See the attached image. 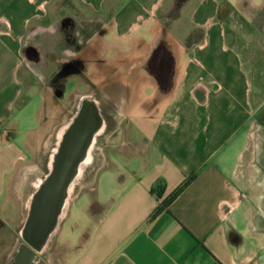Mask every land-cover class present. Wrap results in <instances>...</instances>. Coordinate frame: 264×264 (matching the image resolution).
I'll list each match as a JSON object with an SVG mask.
<instances>
[{
  "label": "crops",
  "instance_id": "0c3cea01",
  "mask_svg": "<svg viewBox=\"0 0 264 264\" xmlns=\"http://www.w3.org/2000/svg\"><path fill=\"white\" fill-rule=\"evenodd\" d=\"M80 1L105 24L89 49L147 60L162 46L173 68L165 86L144 69L124 109L137 130L111 137L72 198L91 194L79 207L90 224L63 230L68 212L37 264H264V123L237 34V10L264 0ZM52 3L0 0V223L15 230L46 168L33 160L44 139L35 133L39 112L24 143L5 124L36 84L23 69L26 50L40 56L36 41L50 40Z\"/></svg>",
  "mask_w": 264,
  "mask_h": 264
},
{
  "label": "rangeland",
  "instance_id": "374dc122",
  "mask_svg": "<svg viewBox=\"0 0 264 264\" xmlns=\"http://www.w3.org/2000/svg\"><path fill=\"white\" fill-rule=\"evenodd\" d=\"M255 12L256 10L251 9L237 10V20L239 21L237 25V34L240 37L243 59L252 76L253 91L255 94L257 93L256 101L258 103L255 106L256 116L264 123V18L261 17L262 19L260 18L256 21ZM244 13H247L252 18H248ZM67 16L73 17L77 21L80 20V22H84L89 29L100 21V17L91 12L80 0H53L49 10V21L52 23V31L51 33H45L43 35V38L50 40H46L45 43L39 40L36 41L41 49L40 61H29L26 59L23 68L32 74L36 84L25 86L23 95L15 104L14 115L5 124L14 131L16 139L21 143H24L26 139L30 140L35 138L36 134L42 135V140L44 139L42 148L40 147V149L38 151L36 150L33 154V160H39L41 166L46 163V157L52 145L54 132L58 124L64 118L63 113L73 102L70 98L75 95V93L86 90L82 82H80V78L73 76L66 84L65 98L59 99L58 96L54 94V91L50 89L49 96L47 95V82L56 69L57 60L67 55L61 52L65 44L60 30V21ZM91 30L92 29H90V31ZM91 32L93 35L95 34L93 30ZM45 49H51V52L47 53L48 51H45ZM72 51L73 50L69 53L71 54ZM133 62L130 63L133 64ZM24 100L26 101V103H24L25 107L21 108V106L18 105L22 104ZM38 112L41 120L39 122V127L35 130V134L32 133L31 130L38 124ZM129 128L137 130L136 125L126 119L123 120L121 122V129ZM105 148V145L102 143L98 144L97 153L100 160L102 159V154L105 152ZM16 193L12 192V196L18 199L21 196V191ZM88 195L90 197L91 194L84 190L79 197L77 196L71 200L68 217L62 224L63 230L66 228H73L71 225L75 223L74 229L77 231L79 228L89 223L88 216L81 213L79 208L81 204L80 201L82 199L84 200ZM5 202H8V200ZM11 208L13 207L10 206V210L12 211ZM10 212L7 211L6 213L9 215V224H12L13 215L10 214ZM20 227L21 226L15 230L6 227L4 223H0V264H8L10 260L9 253L20 238Z\"/></svg>",
  "mask_w": 264,
  "mask_h": 264
},
{
  "label": "water",
  "instance_id": "95a60500",
  "mask_svg": "<svg viewBox=\"0 0 264 264\" xmlns=\"http://www.w3.org/2000/svg\"><path fill=\"white\" fill-rule=\"evenodd\" d=\"M26 53L30 60L40 59L33 46ZM86 98L92 103L90 110L68 114L54 132L45 171L34 179L26 199L21 240L8 264H37L66 217L79 184L100 162L97 147L106 121L95 97Z\"/></svg>",
  "mask_w": 264,
  "mask_h": 264
},
{
  "label": "flooded vegetation",
  "instance_id": "af4514ba",
  "mask_svg": "<svg viewBox=\"0 0 264 264\" xmlns=\"http://www.w3.org/2000/svg\"><path fill=\"white\" fill-rule=\"evenodd\" d=\"M254 10H256L254 14L256 21L261 17L264 18V4ZM99 20V23H95L90 28L95 32L93 35L92 30L90 31L84 22L70 16L61 19L60 30L65 45L60 50L67 55L57 60L56 69L47 83L54 94L62 99L66 97L65 87L69 79L73 76L80 78L86 90L77 92L70 98L73 102L64 111V118L59 124L72 112L89 111L92 103L87 101L86 97L92 95L100 106L102 118L106 121L105 131L98 144L106 145L111 137L120 131L121 122L125 118L124 109L135 98L144 69L148 68L158 73L161 84L165 86L171 77L173 59L169 55H163L165 52L162 46L157 48L147 60L140 55L131 58L117 50L110 51L107 57L100 56L96 47L88 49L89 41L104 31V21ZM95 46H98L97 43ZM71 50L73 51L70 54Z\"/></svg>",
  "mask_w": 264,
  "mask_h": 264
},
{
  "label": "trees",
  "instance_id": "16d2710c",
  "mask_svg": "<svg viewBox=\"0 0 264 264\" xmlns=\"http://www.w3.org/2000/svg\"><path fill=\"white\" fill-rule=\"evenodd\" d=\"M186 185H188V182L185 183L182 187H180L177 191H175V192L173 193V195H172L171 198L169 199V202L172 201L173 199H175V198L180 194V192L184 189V187H185ZM152 192H153V193H154V192L157 193V196H158V197H161L162 194H163L162 186H158V187L153 188V189H152ZM165 204H166V203H165Z\"/></svg>",
  "mask_w": 264,
  "mask_h": 264
}]
</instances>
